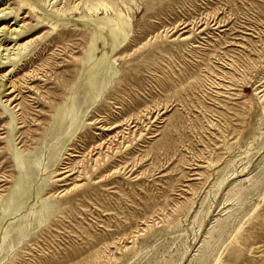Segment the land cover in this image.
<instances>
[{"label": "rangeland", "instance_id": "obj_1", "mask_svg": "<svg viewBox=\"0 0 264 264\" xmlns=\"http://www.w3.org/2000/svg\"><path fill=\"white\" fill-rule=\"evenodd\" d=\"M0 0V264H264V0Z\"/></svg>", "mask_w": 264, "mask_h": 264}, {"label": "bare ground", "instance_id": "obj_2", "mask_svg": "<svg viewBox=\"0 0 264 264\" xmlns=\"http://www.w3.org/2000/svg\"><path fill=\"white\" fill-rule=\"evenodd\" d=\"M21 3L23 4V6H28L33 11H36V7L34 6L33 2H31L30 0H21Z\"/></svg>", "mask_w": 264, "mask_h": 264}]
</instances>
